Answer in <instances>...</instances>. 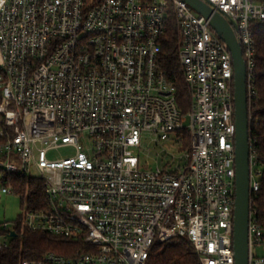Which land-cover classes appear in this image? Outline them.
<instances>
[{
    "label": "built area",
    "instance_id": "built-area-1",
    "mask_svg": "<svg viewBox=\"0 0 264 264\" xmlns=\"http://www.w3.org/2000/svg\"><path fill=\"white\" fill-rule=\"evenodd\" d=\"M204 1L242 47L251 128L253 23L264 21V0ZM174 16L187 111L160 66ZM0 123L2 181H45V206L22 196L24 226L81 245L71 256L50 251L21 264H147L157 245L180 237L201 264H236L233 57L186 1L0 0ZM145 136L176 149L163 148L153 166L142 160L152 154ZM62 148L69 151L57 155ZM260 175L250 136L249 264H264L252 211ZM2 192L16 194L4 183ZM9 246L1 237L0 250Z\"/></svg>",
    "mask_w": 264,
    "mask_h": 264
},
{
    "label": "trees",
    "instance_id": "trees-1",
    "mask_svg": "<svg viewBox=\"0 0 264 264\" xmlns=\"http://www.w3.org/2000/svg\"><path fill=\"white\" fill-rule=\"evenodd\" d=\"M257 48L255 66V86L257 97L252 104V124L250 136L253 142V150L257 155V167L261 170L259 176L260 188L252 196V211L254 218L263 230L264 242V21L253 23ZM179 30L172 18L167 34L163 41L160 66L166 72L170 81L175 83L178 103L183 111L190 109L192 96L184 77L183 68L179 59L178 50ZM5 185H12L16 194L27 199L29 207H41L46 204L45 181L42 178L14 174L3 179ZM24 203V199L22 198ZM24 211L17 218V225L13 226L16 235H12V229L0 226V238L9 236L10 246L0 250V264H21L25 259L39 260L50 251L71 256L81 248L79 242H67L55 239L53 236L35 232L26 228ZM2 223H0L1 225ZM147 264H201L199 255L192 242L187 237H180L171 242L162 243L155 247Z\"/></svg>",
    "mask_w": 264,
    "mask_h": 264
},
{
    "label": "water",
    "instance_id": "water-1",
    "mask_svg": "<svg viewBox=\"0 0 264 264\" xmlns=\"http://www.w3.org/2000/svg\"><path fill=\"white\" fill-rule=\"evenodd\" d=\"M210 20L212 28L228 45L234 63L236 117V197L234 209V249L236 264H249L250 121L246 85V63L235 29L228 19L204 0H183ZM12 235H16L12 231Z\"/></svg>",
    "mask_w": 264,
    "mask_h": 264
},
{
    "label": "rangeland",
    "instance_id": "rangeland-1",
    "mask_svg": "<svg viewBox=\"0 0 264 264\" xmlns=\"http://www.w3.org/2000/svg\"><path fill=\"white\" fill-rule=\"evenodd\" d=\"M2 125L0 123V129ZM173 135V134H172ZM145 147H150L152 149V154L146 155L141 154L142 160L150 161L153 166L156 164H162V158L158 156L159 153L163 152V148H167L169 152L175 151L176 148L171 146L170 141H164L161 146H156L153 143V137L145 136L144 138ZM171 150H169V149ZM69 149L62 148L60 151L56 152L57 155H63L67 153ZM178 152V150H176ZM157 158L160 160L157 161ZM3 181L0 175V223L7 222L10 226L17 221L20 214L23 213L26 203L22 202V196L15 193H4L2 192ZM155 252H159V249L155 248ZM159 250V251H158ZM264 254V249L261 251Z\"/></svg>",
    "mask_w": 264,
    "mask_h": 264
}]
</instances>
